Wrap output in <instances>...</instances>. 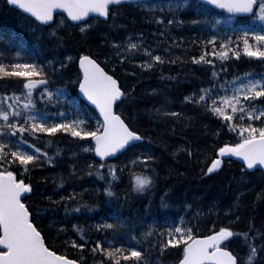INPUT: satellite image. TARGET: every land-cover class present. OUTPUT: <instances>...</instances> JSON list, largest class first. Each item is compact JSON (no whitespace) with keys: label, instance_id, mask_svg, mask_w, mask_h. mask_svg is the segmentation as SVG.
<instances>
[{"label":"snow or ice","instance_id":"snow-or-ice-1","mask_svg":"<svg viewBox=\"0 0 264 264\" xmlns=\"http://www.w3.org/2000/svg\"><path fill=\"white\" fill-rule=\"evenodd\" d=\"M125 2L7 0L10 6L28 14L37 37L47 29L49 35L62 42L61 32L68 27L78 26L85 36L92 31V21L97 25L102 22V27L98 50L79 52L72 89L63 73L74 61L73 56L53 55L45 59L22 41L14 45L12 41L6 42L15 51L0 49V264H264V221L257 225L250 216L243 231L232 227L243 218L246 205L242 193L253 190L243 187L248 170L259 167L264 177V0H196L197 17L187 23L199 26L201 31L192 33L187 40L172 36L166 41L163 54L160 41L149 44L143 32H132L126 24H117L118 10ZM187 3L188 0H134L135 6L150 13L147 19L160 28L158 35L162 39L171 34L173 25L185 23L179 10ZM121 29L128 34L118 35ZM0 42H5L2 34ZM175 48L183 51L175 55ZM189 50L198 54L188 56ZM101 56L104 60L98 62ZM245 59L250 65H260L261 70L249 67L240 71L237 65ZM177 62L184 71L169 79L177 81L183 76L192 85L181 105L212 117L219 125L214 135L229 137L214 148L207 168H201V175L214 173L223 160L237 157L242 167L240 176L233 179L240 190L226 204L219 199L210 201L207 207L184 203L176 206L183 208L178 215L159 219V214L152 211L153 197L149 195L157 183V157L150 150L136 151L141 142H151L152 138L133 130L126 122L128 118L115 107L138 99L134 92L137 83L127 88L105 67L111 64L113 69L126 71L131 67L133 77L139 74L143 78L144 70L153 72ZM197 69L202 70L200 75ZM165 76L168 73L161 71V78ZM148 91L152 95L164 92L157 88ZM169 105L171 100L164 94L161 103L144 111L150 115L155 111L160 117L176 121H191L183 107L168 111ZM61 137L67 138V145L57 143ZM63 151L74 161L69 165V175L79 171L81 175L95 176L103 182V188L70 189L68 195H48L41 205L34 206L25 198L36 190L30 173L57 166ZM174 151L189 157L194 154L187 140ZM201 153L203 149L195 154ZM84 154L94 155L87 159ZM121 156L125 160L118 164ZM82 157L87 159L86 163L81 162ZM75 163H80V168ZM126 170L131 187L118 192L116 182ZM39 179L46 183L48 177ZM52 179L53 189L62 191L63 174L59 178L53 175ZM101 191L105 203L116 200L121 209L125 203L130 205L134 197L146 196L144 214L131 211L125 216L113 210L107 218L101 215L96 221L89 220L87 226L73 223L74 234L53 218L49 224H59L54 237L59 243H50L40 226L41 213L63 204L66 219L77 213L94 214L100 205L89 201L94 198L92 194ZM170 192L165 188L161 193V208L172 206L167 202ZM260 202H264V185L251 203L255 206ZM213 210L217 219L204 234L198 224L205 217L212 218ZM220 217H231L229 226H217ZM234 240L239 244L234 246ZM240 246L243 253L237 251ZM69 249L78 250L79 255L73 258ZM173 253L174 259L168 260Z\"/></svg>","mask_w":264,"mask_h":264},{"label":"trees","instance_id":"trees-1","mask_svg":"<svg viewBox=\"0 0 264 264\" xmlns=\"http://www.w3.org/2000/svg\"><path fill=\"white\" fill-rule=\"evenodd\" d=\"M196 0H188L187 5L179 10V17L185 21L184 24L176 26L173 25L171 34L166 35L165 38H161L158 33L160 28L154 23L150 22L147 17L150 15L146 10L135 6L134 3L122 4L118 10L117 24L127 25V29L132 32H143L149 44L160 41V49L163 54V48L166 45V41L170 40L172 36L185 37L186 40L191 37L192 33L201 31L199 26H193L187 23L191 19L197 17ZM157 14L159 12L157 11ZM202 14V13H201ZM87 21V20H86ZM111 21H109L110 23ZM31 19L15 9L9 7L6 0H0V34L4 36L5 42H0V49L4 51H15L13 46L15 42L22 41L28 45L32 51L45 59L51 58L53 55L65 56L71 55L74 57V61L66 66L63 73V78L68 81V87L72 89L74 86L71 81L77 74V61L80 51L91 50L96 52L98 50V40L100 36V29L102 22L97 25L95 21H92V31L88 32L85 36L79 32V27H68L61 32L64 36L62 42L58 41L53 35H49L47 29H43L42 35L38 37L34 35L31 28ZM210 27V25H208ZM153 32L157 35L153 36ZM127 31L121 29L118 35H127ZM12 41L13 45L6 43ZM174 47V46H173ZM103 51V49H99ZM183 51L182 48H175L174 54L179 55ZM198 54L195 50H189L187 55ZM104 57L101 56L98 62H102ZM105 66L102 63V67ZM240 71H245L249 67L254 68L256 71L261 70V66L258 64H249L247 59L238 63ZM106 71L110 74H115L118 81L125 85L127 88H132L133 83L136 82L137 86L134 89L135 95L138 99L135 102L125 101L123 104H117L116 109L127 117L126 122H130L133 130H139L144 136H151V142L145 140L141 142V146L136 151H149L157 157V162L154 167L158 172L157 183L154 190L149 194L153 197L152 211L158 213L159 219L172 218L183 211V208H177V205L184 203L202 204L207 207L208 203L212 200L219 199L221 204L228 203L229 200L235 199L233 193L240 190V186L233 178L240 176L239 169L242 167L239 163L234 161H225L221 167L209 173L207 175H201V168H207V164L210 163L211 156L214 154V148L229 139L226 135L215 136L214 133L219 125L210 116H205L198 111H195L190 106H182L181 101L186 92L192 90V85L188 83V79L183 76L177 81L169 79L173 74L182 73L184 68L180 66V63L165 64L157 71L149 72L144 70V76L141 78L139 74L135 77L132 76L133 69L129 67L124 69H113L111 64H107ZM161 71L168 73V76L161 78ZM201 69H197V75H200ZM60 82V81H58ZM193 83L196 87H199L198 83ZM169 85L171 87L169 88ZM157 88L163 89L164 92L161 95H152L149 89ZM166 94L170 100L171 105L168 107V111H171L173 107H183L185 116H191V121L182 120L176 121L173 118L160 117L158 113L153 111L151 115L144 111L146 107H154L155 104L162 102V95ZM161 111H164L162 109ZM226 131V130H225ZM189 141L193 149L194 154L189 157L186 153L175 152L174 150L179 145L185 144ZM57 143L67 145V138L61 137ZM203 149V153L200 155L195 154L198 150ZM93 154H84V157L91 159ZM81 158L82 163H86L87 159ZM124 156L117 159V163H123ZM99 161L97 160V163ZM74 161L68 156L67 151L62 152V158L58 161V165L45 166L43 168L34 169L31 173L32 182L36 186V190L25 198L34 206L41 205L43 198L48 195H52L55 198L58 195H68L69 190L80 191L84 188L92 189L96 186L103 188V182L99 181L95 176L81 175L78 171L74 175H69L71 168L69 165H73ZM77 168H80V163H75ZM63 174L64 184L60 186L62 191L53 189V175L58 178ZM47 175V182L40 181V177ZM264 185V177L260 175V170H248L247 182L243 185L245 188H252L253 190L247 193H242L243 202L246 205L242 212L243 218L232 225V227L243 231L247 226V220L250 216L255 218V222L259 225L264 221V202H260L252 205V201L256 199V192L260 190ZM126 187H131V177L126 170L121 178L116 182L115 189L118 192H122ZM165 188L171 189L168 197V203L172 206L169 208H161L160 199L161 193ZM93 199L90 203H98L100 207L94 210V214L77 213L72 214L69 218L64 217L63 204L57 208L49 209L46 213L42 212L40 220V226L45 229L46 235L49 238V242L52 244H58L59 242L54 239L56 235V228L59 224L52 226L49 221L55 218L60 223H64L66 227L71 229L73 223H80L87 226L89 220L96 221L101 215L107 218V213L113 210L120 211L123 215L127 216L131 211H135L141 215L144 214L143 205L148 203L146 196H138L133 198V202L129 205L125 203L123 209L120 204L113 200L111 203H105V197L102 191L98 194H92ZM85 199H89L88 195H85ZM47 203V201H44ZM35 211V208L33 209ZM191 215V213H189ZM213 219H217L215 216V210H213V217H205L198 224L199 229L204 234H207L208 228L212 225ZM220 224L217 226H229L228 222L231 217H220ZM49 229H51L49 231ZM75 230L71 229L70 234H74ZM75 238V237H74ZM95 238L99 239V236ZM64 236L60 237L63 240ZM233 245H238L239 241L234 240ZM64 249L61 247L60 249ZM231 250V249H230ZM237 251L243 253L244 248L240 246ZM69 253L73 258L79 255L78 250L69 249ZM175 257V253L167 257L168 260H172ZM89 259H91L89 257Z\"/></svg>","mask_w":264,"mask_h":264},{"label":"water","instance_id":"water-1","mask_svg":"<svg viewBox=\"0 0 264 264\" xmlns=\"http://www.w3.org/2000/svg\"><path fill=\"white\" fill-rule=\"evenodd\" d=\"M6 2H7V0H6ZM130 2H134V0H126V2L125 3H130ZM8 4V3H7ZM9 5V4H8ZM10 6V5H9ZM10 7H12V8H14L15 10H17V11H19V12H21L22 14H24V15H27L28 16V14H25V13H23V11L22 10H20V9H18V8H16V7H14V6H10ZM85 20L87 19V18H84ZM231 159H233V160H235V161H238V162H240V159L239 158H237V157H232ZM256 169H260L259 167H257Z\"/></svg>","mask_w":264,"mask_h":264}]
</instances>
